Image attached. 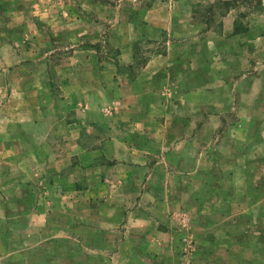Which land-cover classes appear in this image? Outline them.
I'll use <instances>...</instances> for the list:
<instances>
[{"label":"crops","instance_id":"0c3cea01","mask_svg":"<svg viewBox=\"0 0 264 264\" xmlns=\"http://www.w3.org/2000/svg\"><path fill=\"white\" fill-rule=\"evenodd\" d=\"M262 5L264 11V0ZM2 7L0 5V10H3ZM26 8L28 13L32 5L29 7L27 4ZM192 11L187 0H164L153 3L143 19L134 22V27L140 31L139 38L150 33V42L164 44V50L150 55L148 63L130 85L140 92V98L134 106L141 113H144L145 108L149 113V108L162 104L156 95L168 87L175 90L176 95L173 96V102L165 98L166 105L169 101L183 112L187 106L191 107L196 97L198 103L194 104L195 107L204 112V95L210 88L201 85L194 89L196 93L189 96L190 89L183 77L192 75L198 79L199 75H210L214 94L218 92L222 100L212 103V111L218 113V118L228 108L236 114L237 124H248L249 127L260 124L256 130L248 126H244V130L240 126L238 130L226 134L231 143L228 148L222 147L224 151L220 153L234 159L228 161L226 168L231 180H201L202 176L198 172L205 170L204 164L213 165L216 162L213 159L205 161V150L198 148L202 133L197 131L193 136V132L190 134L188 131L176 143L177 146L172 147L170 154L195 155L197 163L185 169L191 178L184 174L180 182H154L151 177L152 182L144 185L142 197V184L137 172L141 175L142 171L146 172V168L140 165L141 162L126 158L141 156L142 152L135 143L129 147L123 135V128L127 126L124 123L132 120V117H123L122 122L117 117L114 121L102 111L109 96L121 91L117 66L110 67L105 62L99 69H90L92 76L98 74L97 79L93 78L97 83L101 79L98 84L72 82L69 75L68 79L64 78L62 88L65 93L58 101L61 112L52 109L54 103L40 100L36 105L43 108L44 113L22 121V131L27 129L35 133L29 145L18 148L9 144L7 136L3 137L8 142L0 153L6 156L21 154L23 158L16 163L14 158H9L8 163L20 165L23 171L29 170L27 166L36 165L41 173L40 182H43L47 192L50 191L43 198L48 210L34 217L37 219L36 224L31 223L30 233L37 234L39 241L26 249V257L35 255L37 261H44L43 264H53L52 259L55 264H119L124 259L129 261L130 257L135 258L138 246L133 237L126 240L125 236L160 233L151 215L142 214L140 208H135V205L153 201L165 213L167 209L173 211L180 207L196 212L198 226L194 233L199 263L264 264V29L260 31L259 28L248 26L243 32L236 31L237 18L232 10L223 19V31L201 36L205 26L198 22L196 26L199 29L188 33V26H193L190 21H197L193 19ZM75 23L77 21L72 23V35L82 40L90 32L92 24L84 21L78 31L75 30L79 28ZM83 29L86 32H82ZM130 43L124 40L119 60L128 63L134 59ZM128 48H131L130 51ZM76 55L78 58H87L88 54L79 52ZM113 73L117 78H109ZM176 73L180 74V78L174 83L172 75ZM160 75L166 76L164 81ZM0 77L3 88L5 75L0 74ZM77 89L86 90L88 97L84 111L75 116L72 110L83 99H76ZM144 94L149 98L145 99ZM123 105L126 109L128 104ZM39 107L34 104V108L41 112ZM214 107L216 110H213ZM195 117L199 121V115ZM180 120L188 122L186 119ZM192 145L197 147L195 151L190 149ZM100 157L114 162V165L107 168L99 161ZM72 172L77 174L73 175ZM112 172L115 175H110ZM194 176L196 179L193 180ZM82 182L85 183L83 188L80 187ZM112 182L121 184L110 186ZM162 188H166V195L162 193ZM141 199L143 202H140ZM79 202H84L88 210L74 208L76 205L73 204ZM57 203L60 210L66 211L55 212L54 205ZM254 219L260 221L253 223ZM28 228L26 225L24 229ZM45 236L50 237L49 242H41L46 239ZM65 242H68L70 250L60 245ZM49 244L57 245L58 248H50ZM127 249L132 252L129 257L124 253Z\"/></svg>","mask_w":264,"mask_h":264},{"label":"rangeland","instance_id":"374dc122","mask_svg":"<svg viewBox=\"0 0 264 264\" xmlns=\"http://www.w3.org/2000/svg\"><path fill=\"white\" fill-rule=\"evenodd\" d=\"M160 1L164 0H2L0 4L3 6V10H0V74L5 75V85L3 84L1 88L0 82V152L4 150L8 140L9 144L12 143L18 148L29 145L31 138L33 140L34 131L27 129L22 131L21 128L23 120L33 115L39 117L44 113V109L36 105V102L45 100L48 104L54 103L52 109L61 112L62 108L58 101L65 93L62 88L64 80L70 75L72 82L86 81L98 84L101 79L97 83L95 79L98 78V74L92 76L90 69H99L101 64L107 62L110 67L113 65L118 68V86L121 91L109 96V101L103 106L102 111L108 118H114V121L117 117L120 122L123 117H132V120L124 123L127 126L126 129L123 128V135L127 138L129 147L135 143L142 152L141 156H126L130 161L141 162L140 165L146 168V172L142 171L141 175L137 172L138 179H141L142 197L145 193L144 185L152 182L151 177L154 182H180L184 174L187 178H191L185 169L197 163L195 155L170 154L172 147H176V143L186 136L188 131L190 134L193 132V136L197 131L202 133L197 143L198 148L205 150V161L213 159L216 162L213 165L204 164L205 170L198 172L202 176L201 180L229 182L230 174L226 168L228 161H234V159H229V156L220 152L224 151V147L228 148L231 143L226 134L229 131L238 130L240 126L245 130L244 126L248 124H237L236 114L228 108L221 118L216 116L218 113L212 111V103L221 99L218 92L214 94L213 79L210 75H199L198 79L192 75L183 77L190 89L189 96L196 93L197 90L194 89L201 85L210 88L205 91L204 112L201 108L198 111L195 107L198 103L195 101L196 97L193 98L191 107L187 106L183 112L169 101L166 105L165 98L173 102L175 101L173 96L176 95V91L168 87L156 95L157 100L162 104L149 108V113L146 108L144 113H141L134 106L140 98V92L132 89L130 85L146 66L150 55L164 50L163 43L153 44L149 41L150 33L144 35L145 38L142 35L139 38L140 31L138 27H134V22L137 20L140 22L152 4ZM187 1L193 9L191 13L193 19L197 20L190 21L193 26H188L186 31L188 33L199 29L196 26L198 22L205 26L201 36L223 31V19L232 10L237 18L236 31L243 32L248 29V26L259 28L260 31L264 29L263 0ZM27 4L29 7L32 5L28 13H26ZM74 21H77L75 25L79 28L75 30L78 31L81 30L84 21L92 24L90 32L86 33L89 38L86 36L78 40L72 35ZM82 32L86 30L83 29ZM259 33L261 32H257ZM70 39L72 41H69ZM124 40L131 42L129 45L135 54L134 59H130L128 63L118 59ZM133 42L135 43L132 45ZM176 45L179 46V44ZM131 48H128L129 51ZM79 52H86L87 58H78L76 54ZM177 69L179 70V66ZM110 77L117 78V75L113 73ZM165 77L160 75L163 81ZM172 77L174 83L178 82L180 74L176 73ZM75 95L76 99L83 98L78 101L77 108L72 110V114L78 116L84 111L88 95L86 90L80 91V89L75 91ZM144 97L149 98L147 94H144ZM123 103L128 104L126 109ZM34 104L40 108L41 112L38 108H34ZM213 110H216V107ZM197 114L199 121L195 117ZM180 119H186L188 122L184 123ZM259 125L252 124L248 128L255 127L256 130V126L259 127ZM4 136H7L8 140L4 141ZM196 148L195 145L190 147L194 151ZM9 158H14V163L23 159L21 154L6 156L0 153V264H43L44 261H37L35 255L26 257V249L39 241L37 234L30 233L32 230L30 226L31 223L37 222L34 217L43 210H48L43 198L49 195L50 191L47 192L43 182H40L41 173L36 165L27 166L29 170L23 171L20 165L8 163ZM30 159L32 160V157ZM75 159L78 161L77 156ZM193 160H195L194 163ZM99 161L103 162L107 168L114 165V162L107 161L104 157H100ZM162 161L163 163L158 165ZM74 173L77 174L72 172L73 175ZM110 175H115V172ZM80 178L83 179L81 174ZM194 179H196L195 176ZM84 184L80 183V187L83 188ZM110 184V186H118L121 182ZM162 189V193L166 195V188ZM205 194L208 192L205 191ZM142 204L135 205V208H140L142 214L151 215L154 219L152 221L156 223V230L160 233L125 236L126 240L133 237L138 250L135 252V258L130 257L129 261L124 259L119 264H128V262L130 264H202L198 262L197 240L194 233L198 226L196 212L180 207L173 211L170 210L171 208L167 209L165 213L162 207L154 204L153 201L145 203L144 206H141ZM58 205V203L54 205L55 212L66 211L60 210ZM73 205H76L74 208H79V211L88 210L84 202ZM256 221L260 220L254 219L253 223ZM26 225L29 228L25 230ZM45 237L46 239L41 242H49L50 237ZM65 243L60 245L70 250L68 242ZM49 247L58 248L57 245L51 244ZM124 253L126 257H129L132 252L127 249ZM52 262L55 264V260L52 259Z\"/></svg>","mask_w":264,"mask_h":264}]
</instances>
